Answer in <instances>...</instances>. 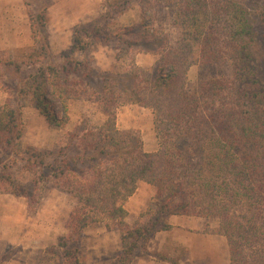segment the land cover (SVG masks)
<instances>
[{
	"label": "trees",
	"instance_id": "obj_1",
	"mask_svg": "<svg viewBox=\"0 0 264 264\" xmlns=\"http://www.w3.org/2000/svg\"><path fill=\"white\" fill-rule=\"evenodd\" d=\"M137 2L140 40H129L124 33L118 37L128 48L146 47L130 51L132 55H157L156 73L135 63L123 74L108 72L99 87L86 82L87 100L106 114L103 124L76 126L56 150L26 148L27 169L35 176L34 189L39 186L36 203L49 183L76 200L66 226L69 232L59 239L64 264H81L76 243L87 227L97 224L120 230L118 261L130 263L157 232L173 228L165 221L171 215L217 218L229 243V264H264V84L251 60L254 17L239 0ZM122 3L128 6L129 0ZM26 5L37 49L26 62L0 57V79L13 69L17 90L31 94L49 124L63 129L70 122L72 97L68 78L61 82V70L50 56L48 5L37 13L28 1ZM162 10L181 32L176 45L164 31L150 32ZM88 33L74 28L71 53L60 62L64 71L74 63L72 72H79L82 64L71 55L89 48ZM100 33L96 28L94 35ZM149 44L156 48L149 49ZM120 50V57L127 52ZM222 61L230 62V77H215L197 91L187 88L192 65ZM25 65L36 68L22 75ZM130 79L131 89L126 84ZM126 103L152 110L155 151L145 150L139 131L117 126L116 109ZM19 119L10 101L0 107V149L14 146L21 137ZM140 181L153 185L156 193L129 223L125 204ZM0 192L25 195L12 173L0 174Z\"/></svg>",
	"mask_w": 264,
	"mask_h": 264
},
{
	"label": "rangeland",
	"instance_id": "obj_2",
	"mask_svg": "<svg viewBox=\"0 0 264 264\" xmlns=\"http://www.w3.org/2000/svg\"><path fill=\"white\" fill-rule=\"evenodd\" d=\"M26 1L29 2L34 13L48 5L47 23L50 33V56L61 70V82L64 78H68V80H64L68 81L67 84L71 90L70 122L63 129L52 127L35 107L32 95L29 93L22 94L17 90L18 76L14 74L13 69L6 72L5 76L0 79V107L6 101H10L20 118L18 129L21 132V137L15 141L14 146L0 149V174L12 173V176L18 180V183L22 185L23 192H25V195L20 196L0 192V264H64V248L59 246V239L69 232L66 226L76 200L54 184L49 183L43 190L40 201L36 203L34 198L37 196L39 186L34 189L35 176L27 169L26 158L30 154L27 153L26 148L31 146L41 152L56 150L62 138L68 132H72L76 126L83 128L87 121L91 125H102L107 119L106 114L97 103L87 100L90 92L87 91L86 82L92 87H99L103 76H107L108 72L123 74L131 70L135 63L156 73L159 57L150 53L132 55L130 51L134 53V51L143 50L146 47L133 45L128 48L122 44V40L118 37L124 33V37L129 36L127 37L129 40H140L141 8L137 0H129L128 6H124L123 0H102V8H97L98 10L89 18L76 25L65 26L70 36L64 35V33L51 35L59 25L64 24H60V20H56L54 15H50L51 11L49 10L54 3L53 0H23L24 12L28 16L30 25ZM239 1L254 17L251 60L255 66L257 77L264 84V0ZM9 18L11 19V17ZM17 18V21L0 19V57L6 60L26 62L29 60V56L34 54L37 45L32 39L31 29L30 35L26 32L28 23L22 21L21 17ZM169 18L166 10L160 11L157 20L150 27V32L151 28L162 30L169 36L170 42L176 45L180 40L181 32L171 24ZM76 26L83 30L84 28L87 29L90 37H85V40L89 42L90 46L83 52L78 51L71 55L75 61L82 64L79 67V72L75 74L72 72L74 63L67 64V72L63 70V63L60 62H63V56L67 57L71 53L73 30ZM96 28L101 30L97 36L94 35ZM127 29H130L128 34H126ZM149 45L151 46L148 47L149 49L156 48L153 44ZM122 47L126 48L127 52L120 57L118 54H121L120 48ZM35 68L36 65H25L21 69V73L22 75L29 74ZM220 76H231L230 62L194 64L186 74L187 88L190 91H197L203 83ZM116 80L118 79L112 78V82ZM131 81L133 80L130 79L126 82L130 89L132 88ZM116 119L120 129L140 132L146 151L157 149L158 139L153 124V112L150 108L126 103L116 109ZM4 163L8 165L7 169L3 168ZM29 197L31 200L28 199ZM203 218L208 221L205 231L221 234L229 251V243L222 233L219 220L214 217ZM165 221L168 223V217ZM93 226L94 229L97 228V225ZM201 230L202 228H195L184 231L180 226L170 234L168 249L164 251V255L169 256L168 260L172 264L209 263L208 260H204V257L200 258L198 254H192L189 246L185 243H178L181 234L185 238H194L195 234L200 233ZM87 238L88 236L83 231L76 243L79 248L81 264H89L87 261V259L89 260L88 250L84 245L96 242L95 237L89 242ZM114 244V237L110 236V245L113 247L110 252L118 253L116 261L112 264H120L118 258L122 252V244L120 242V250L117 251L113 250ZM146 250H143L141 255L146 254ZM217 255L221 259L220 250L217 251Z\"/></svg>",
	"mask_w": 264,
	"mask_h": 264
},
{
	"label": "crops",
	"instance_id": "obj_3",
	"mask_svg": "<svg viewBox=\"0 0 264 264\" xmlns=\"http://www.w3.org/2000/svg\"><path fill=\"white\" fill-rule=\"evenodd\" d=\"M53 2L54 3L49 10L51 11L50 15H54L56 20H60V24H64L59 25L56 31L51 33V35L64 33V35L70 36L69 32L65 28L66 25H76L77 23L89 18V16L96 12L99 8H102V0H53ZM16 16L21 17L22 21H26L28 23L26 26V32L30 35L29 19L24 12L23 0H0V19L3 21H17L18 18ZM9 17H11V19ZM55 19L53 20L55 21ZM155 193L156 188L153 185L144 181H140L138 183L135 193L125 204L128 211V216L126 218L127 222L133 223L136 221L140 212L146 209L150 199L155 195ZM168 223L171 224L173 228L171 230L159 231L148 242L146 254L144 253L143 255L136 257L128 264H172L168 260L169 256L164 255V251L168 249L170 234L176 231L177 228H180V226L184 231H188L189 229L193 230L195 228H202V230L200 233L195 234L194 238H185L182 237L181 234L180 238H178L179 244L185 243L189 246L192 254H198L200 258L204 257V260H208L210 264H216V262L217 264H229L230 253L226 248L223 236L221 234L208 233L205 231L206 225L208 224L206 219L203 217L171 215L168 216ZM92 226H89L84 230V233L88 236V242L91 241L92 238H96V242H90L88 245H84L88 250V263H114L118 257V253L114 252L113 254V252H110V249L113 248L110 245V236L114 237L115 240L113 250H120V230H107L104 224H97V228L95 229L94 226ZM218 250H220L221 259H219L220 256L217 255ZM226 252L228 253V256L226 255ZM160 253H163L164 256Z\"/></svg>",
	"mask_w": 264,
	"mask_h": 264
}]
</instances>
